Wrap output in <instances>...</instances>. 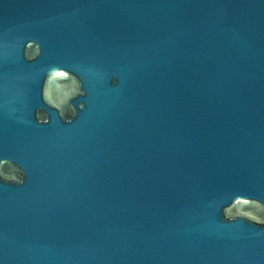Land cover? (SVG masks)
Segmentation results:
<instances>
[{
    "label": "water",
    "instance_id": "water-1",
    "mask_svg": "<svg viewBox=\"0 0 264 264\" xmlns=\"http://www.w3.org/2000/svg\"><path fill=\"white\" fill-rule=\"evenodd\" d=\"M0 264H264V0H0Z\"/></svg>",
    "mask_w": 264,
    "mask_h": 264
}]
</instances>
